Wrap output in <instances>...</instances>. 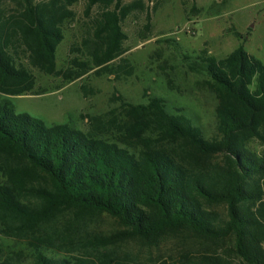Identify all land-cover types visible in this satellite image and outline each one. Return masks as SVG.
Segmentation results:
<instances>
[{"label":"trees","instance_id":"1","mask_svg":"<svg viewBox=\"0 0 264 264\" xmlns=\"http://www.w3.org/2000/svg\"><path fill=\"white\" fill-rule=\"evenodd\" d=\"M14 1L17 7L8 14L0 0L1 94L32 93L33 69L66 82L91 71L117 74L110 64L126 53L122 22L132 11L125 0H85L81 55L65 69H58L57 49L65 39V25L75 19L72 7L81 0ZM196 59L192 70L208 78L220 101L218 135L212 139L187 116L169 113L162 99L149 106L124 103L127 117L114 126L111 137L68 124L50 126L17 113L11 102H0V170L6 175L0 184L3 231H22L64 209L102 211L118 218L126 230L90 236L87 245L96 249L131 238L158 245L191 231L208 240L232 237L243 264H264V151L251 150L243 139L264 135V63L243 46L224 59L207 50ZM122 61L120 71L131 74L132 67ZM170 139L223 160L189 167L177 150L161 147ZM19 161L48 181L47 187L27 188L38 202L22 197L19 180L29 171ZM13 162L17 166L11 169ZM36 247L32 264H121L114 258L50 257ZM163 264L234 263L200 255Z\"/></svg>","mask_w":264,"mask_h":264},{"label":"rangeland","instance_id":"2","mask_svg":"<svg viewBox=\"0 0 264 264\" xmlns=\"http://www.w3.org/2000/svg\"><path fill=\"white\" fill-rule=\"evenodd\" d=\"M125 4L132 11L122 22L127 36L122 58L132 67L131 74L128 67V73L120 71L125 64L121 58L110 64L117 74L99 76L91 71L73 82L33 69V92L21 96L0 93V102H11L17 113H27L50 126L68 124L85 133L111 137L114 126L127 117L124 103L149 106L154 99H162L169 113L187 116L206 138L216 137L218 94L208 78L193 71L190 64L203 50L224 59L241 46L264 63V0H125ZM16 7L14 0H3L8 14ZM85 8V0L72 7L75 19L65 25V39L57 49L58 69L67 68L72 58L81 55L78 48L86 23ZM243 139L251 150L264 151V135ZM161 147L177 150L185 164L196 169L223 160L221 155H201L184 141L170 139ZM19 163L22 170L29 171L19 180L22 197L38 202L27 188L47 187L48 181L28 168L27 162ZM15 166L13 162L10 168ZM4 181L5 172L0 170V184ZM214 209L225 211L223 206ZM20 228L6 233L0 219L1 261L32 264L39 245L47 256L72 260L89 256L93 260L114 258L121 264H163L210 255L243 264L232 237L208 240L191 231L171 235L158 245L131 238L93 248L87 245L90 236L126 230L118 218L102 211L64 209L40 224Z\"/></svg>","mask_w":264,"mask_h":264}]
</instances>
